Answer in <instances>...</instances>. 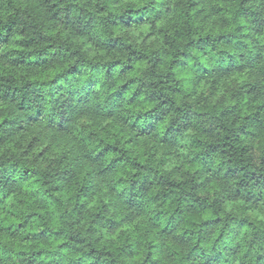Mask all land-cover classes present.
<instances>
[{
  "label": "clouds",
  "instance_id": "1",
  "mask_svg": "<svg viewBox=\"0 0 264 264\" xmlns=\"http://www.w3.org/2000/svg\"><path fill=\"white\" fill-rule=\"evenodd\" d=\"M0 264H264V0H0Z\"/></svg>",
  "mask_w": 264,
  "mask_h": 264
}]
</instances>
